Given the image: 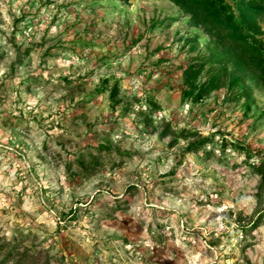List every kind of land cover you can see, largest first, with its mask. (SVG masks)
Listing matches in <instances>:
<instances>
[{
    "label": "rangeland",
    "instance_id": "obj_1",
    "mask_svg": "<svg viewBox=\"0 0 264 264\" xmlns=\"http://www.w3.org/2000/svg\"><path fill=\"white\" fill-rule=\"evenodd\" d=\"M194 22L0 0V264H264V78Z\"/></svg>",
    "mask_w": 264,
    "mask_h": 264
},
{
    "label": "trees",
    "instance_id": "obj_2",
    "mask_svg": "<svg viewBox=\"0 0 264 264\" xmlns=\"http://www.w3.org/2000/svg\"><path fill=\"white\" fill-rule=\"evenodd\" d=\"M177 5L185 8V12L195 20L194 26H203L211 34L216 33L223 36L230 43V54H236L240 63L245 66L254 65L256 71H260L264 78V53L262 49L250 38L255 36L251 34L250 29L258 27V19L264 14V0H249L246 7L240 8V19L230 13L225 14V6L219 8L214 6L213 0H172ZM223 1V0H219ZM256 4V6H254ZM213 28L215 29L212 31ZM209 33V34H210ZM255 39V38H254ZM193 91H185L186 95L192 94Z\"/></svg>",
    "mask_w": 264,
    "mask_h": 264
}]
</instances>
